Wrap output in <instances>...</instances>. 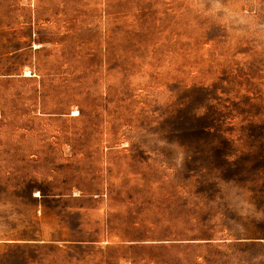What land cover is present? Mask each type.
Segmentation results:
<instances>
[{"label": "rangeland", "instance_id": "374dc122", "mask_svg": "<svg viewBox=\"0 0 264 264\" xmlns=\"http://www.w3.org/2000/svg\"><path fill=\"white\" fill-rule=\"evenodd\" d=\"M0 264H264V0H0Z\"/></svg>", "mask_w": 264, "mask_h": 264}, {"label": "clouds", "instance_id": "9594fccd", "mask_svg": "<svg viewBox=\"0 0 264 264\" xmlns=\"http://www.w3.org/2000/svg\"><path fill=\"white\" fill-rule=\"evenodd\" d=\"M229 16H235L238 17L240 19L241 22L247 23L250 22V18L247 17V14L240 11V9L238 7H234L233 10L229 11Z\"/></svg>", "mask_w": 264, "mask_h": 264}]
</instances>
